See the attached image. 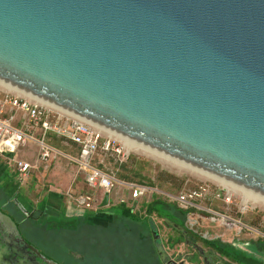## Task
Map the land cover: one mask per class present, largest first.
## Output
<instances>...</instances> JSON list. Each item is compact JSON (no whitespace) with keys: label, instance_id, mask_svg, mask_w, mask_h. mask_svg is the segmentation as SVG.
Here are the masks:
<instances>
[{"label":"water","instance_id":"1","mask_svg":"<svg viewBox=\"0 0 264 264\" xmlns=\"http://www.w3.org/2000/svg\"><path fill=\"white\" fill-rule=\"evenodd\" d=\"M0 82L264 200V0H0Z\"/></svg>","mask_w":264,"mask_h":264},{"label":"rangeland","instance_id":"2","mask_svg":"<svg viewBox=\"0 0 264 264\" xmlns=\"http://www.w3.org/2000/svg\"><path fill=\"white\" fill-rule=\"evenodd\" d=\"M0 93L13 96L22 94L8 89L3 84H0ZM135 146L129 145L130 155L126 162L120 164L113 159H106L107 169L103 170L114 173L118 181L143 184L150 188L149 192L138 199L133 207L134 213L143 214L140 216L139 222L132 216H130V220L118 216V210L121 208L116 206L107 209L111 213H116L117 216L113 218L112 222L109 218L108 223L102 222V225L92 223L95 221L84 218L83 214L79 215L77 211H84V209L75 212V215L79 216L77 220L67 221L62 218L54 221L45 218L39 208L40 203L43 204L42 198L49 189H53L52 187H57L60 191L67 189L70 185L69 176L74 171L77 173V166L72 161L57 158L55 161L58 159V161H65L62 169L54 168L53 170L50 166L46 175L41 176V171L38 170L33 173L32 179L27 177L28 179L22 180L18 174H15L14 166L15 161L22 159L20 153L8 155L12 159L10 161L12 164L8 168L0 169V214L10 218L17 226L21 236L56 264H161L153 248L150 229L154 228V224L159 225L160 218L158 216L167 220H175L165 212L163 205L166 206L165 208L173 205L177 207L162 194L175 196L180 191H196L201 195L196 198V201H193V206L188 210H181L187 213L184 219L185 224L189 233L196 238L198 247L209 250L210 248L206 244L214 245L215 242L204 241L210 242L216 239L231 241L238 232L244 239H258V247L262 248V253L260 251L262 255L258 257V262L264 264L263 202L257 201L252 195V198L247 197L246 200L237 191L224 189L212 179L180 168ZM68 154L76 156L75 153ZM56 173H60L61 178L56 177ZM64 177L67 180H63ZM81 188L84 192H90L84 184ZM201 188L206 191H201ZM67 191L69 189L65 190L64 195H67ZM98 195L96 193V197ZM125 195L126 192L123 188L115 187L111 193L112 204H118V199ZM150 208H152V212L149 213ZM212 212L240 222L243 226L237 224L230 226L226 221L222 223L220 218H217ZM107 224L108 226H104ZM159 229L158 236L165 242L167 234L173 231L161 226ZM230 229L233 231H229ZM171 234L174 237V233ZM237 244L234 243L231 246L242 249L249 247L247 243L238 244L239 246ZM164 245L165 251L171 257L176 254L184 256L192 253L191 249L182 244L175 248L168 247L165 243ZM219 246L222 247V244L220 243ZM232 247L229 245L223 249L225 248L231 253L233 249H238H232ZM2 252L9 256L11 254L9 250L2 249L0 253ZM226 253L229 257L232 256L229 255V252L226 251ZM188 263L202 264L192 260Z\"/></svg>","mask_w":264,"mask_h":264},{"label":"built area","instance_id":"3","mask_svg":"<svg viewBox=\"0 0 264 264\" xmlns=\"http://www.w3.org/2000/svg\"><path fill=\"white\" fill-rule=\"evenodd\" d=\"M36 130H39L41 137L38 141V161L50 163L62 155L75 163L77 174L82 175L90 192L75 195L71 189L67 191V197L73 200L77 209L96 208L98 203H102L105 194L110 199L114 188L120 186L126 195L118 199V204L127 205L133 210L138 199L149 192L150 188L143 184L118 181L114 173L103 170L107 169L106 159H113L120 164L128 160L130 147L123 140L32 96L0 93V157L14 154L26 147L30 141H34L33 132ZM48 135L56 137L68 147H73L76 156L61 154L49 146L45 143ZM14 165L22 179L27 178L35 167L23 160L15 161ZM200 190L206 191L204 188ZM96 193L99 194L97 197ZM162 195L179 209L188 210L201 194L196 191H180L175 196L165 193ZM212 214L220 218L222 223L226 221L230 226H243L226 216Z\"/></svg>","mask_w":264,"mask_h":264},{"label":"flooded vegetation","instance_id":"4","mask_svg":"<svg viewBox=\"0 0 264 264\" xmlns=\"http://www.w3.org/2000/svg\"><path fill=\"white\" fill-rule=\"evenodd\" d=\"M163 206L165 212L170 214L175 219H170L168 221L175 223L177 227L170 225L166 218L164 219L161 216H158L160 218L159 225L154 224V228L150 229V235L153 239V248L158 255L159 260L161 261V264H189L188 261L191 260L193 262L199 261L202 264H260L258 262V257L262 255V248L258 247V243H252V245H249V247L247 246L248 248L246 247L244 252H242V248L240 247H232L235 242L233 244L231 243L232 246L231 244H228L230 245V247H232V249L238 248L237 250L233 249V252L231 253L225 248L223 249V247H229L228 245L222 244V247L219 246V244L222 243L219 241V239L210 242L204 241L208 243L215 242L214 245L206 244L208 245V248H210L207 251L208 253H206L205 250H203L201 247H198L196 238L192 236L188 231L184 220L187 213H185L175 205L167 206L168 208H165V205ZM159 226L173 231L167 234L168 236L165 239V242H163L162 239H160L158 236V232L160 231ZM0 227L4 229V233L6 232V235L4 236L6 237V240H1L0 250H9L11 252L10 260L12 259L19 264H38V261L34 260V256L30 254L28 250L25 249L20 243H18L16 237L12 232V229L8 227L7 223L0 222ZM171 233H174V237ZM164 243L171 248H175L176 246L182 244L191 249L192 253L185 254L184 256L176 254L174 255V257H171L165 251ZM216 243L219 244L217 245ZM237 243L240 244L239 242ZM226 251L229 252V255L232 256L229 257L228 255H226ZM244 253H246L247 256H244ZM223 258H225L226 260H224Z\"/></svg>","mask_w":264,"mask_h":264},{"label":"crops","instance_id":"5","mask_svg":"<svg viewBox=\"0 0 264 264\" xmlns=\"http://www.w3.org/2000/svg\"><path fill=\"white\" fill-rule=\"evenodd\" d=\"M33 137L35 139L34 141H30L26 147L21 148V149H19V151L16 152V153H20L21 157H22V159H18V160H23L26 162H29L30 160L33 161V162H29V163L34 164L35 167L31 171V173L29 174L28 178L30 177V179H32L34 177L33 173L38 171V170L41 171V173H40L41 176L46 175L47 170L50 168V166H52L51 168L53 170H54V168L55 169H62L64 167L63 162H65L63 160L70 162V160H68L67 158H65L62 155L59 157L60 159H63L61 161H58L59 159L57 161H53L50 163H41L40 161H38V155H39V149H40L38 141L41 138L39 130H36L33 132ZM45 143H47L52 148L58 150L59 152H61V154L70 155L68 153H70V152L75 153V149L73 147H68V146L62 144L61 141L54 136L48 135L46 137ZM8 155H11V154H8ZM8 155H3L0 157V165L2 166L0 168L1 170L5 167L8 168V166H10L12 164V162H10V161H12V159ZM15 174L17 175V171H15ZM38 175H39V172H38ZM55 176L58 178L59 177L61 178L60 173H56ZM42 178H44V177H42ZM24 179H26V178H24ZM65 179L67 180L66 177L63 178V180H65ZM69 180H70V185L68 186L67 189H71L75 195L86 193L82 190L83 188H81V186L83 184L85 186L82 175H79L76 173V171H74V173L69 176ZM52 188L53 189H49L47 194L42 198L43 204L41 205V203H40V207H39L40 210L42 211L43 215L45 216V218H48L49 220H54V221L56 219H62V218L64 220H67V221L77 220V217H79V216H76L75 212L79 209H77L74 206V202L72 199L67 197V195H64V192L67 189H63V191H60V189L57 187H52ZM116 205H118V204H116ZM112 206H115V205L112 204V199L108 198V203L104 207H101V202H100L97 204V206L94 210L91 208V209H87V210L84 209V211L79 210L77 212H79V215L83 214L84 218H87L90 221L91 220L95 221L92 223L102 225L101 224L102 222L108 223L109 218H110V221L112 222L113 218L116 216L113 213L109 212L107 209L108 207L110 208ZM25 208H26V206H25ZM144 209H146V208H144ZM104 226H108V224L104 225ZM229 231H233V229H230ZM236 233H237V235L236 236L234 235L235 238L233 237L231 241H226L223 239H219V241L222 242L221 244H225V245H228L231 243L233 244L234 242L235 243L239 242L240 244H242V243L246 244L247 243L248 245H252V243H258V239L257 240L250 239V238L244 239L239 235L240 233H238V232H236ZM205 251H206V253H208L207 252L208 250H205ZM244 251H245V249H242V252H244ZM244 256H247V254L244 253ZM248 257H249V255H248ZM223 259L226 260L225 258H223Z\"/></svg>","mask_w":264,"mask_h":264},{"label":"bare ground","instance_id":"6","mask_svg":"<svg viewBox=\"0 0 264 264\" xmlns=\"http://www.w3.org/2000/svg\"><path fill=\"white\" fill-rule=\"evenodd\" d=\"M0 84H3L5 87H7L8 89H11V90H15V91H17V92H20V93H22L21 95H24V96H28V97H30L28 94H25V93H23V92H21V91H19V90H17V89H15V88H13V87H11V86H8V85H6V84H4V83H2V82H0ZM34 98V97H33ZM36 99V98H35ZM38 100V99H37ZM40 101V100H39ZM42 102V101H41ZM43 103H45V102H43ZM104 131V130H103ZM105 133H108V132H106V131H104ZM108 134H110V133H108ZM110 135H112V134H110ZM112 136H114V135H112ZM115 137H117V136H115ZM117 138H119V137H117ZM119 139H121V138H119ZM121 140H123V139H121ZM125 143H127V144H129V145H133L134 146V144H131V143H129V142H127V141H125V140H123ZM130 147H132V146H130ZM136 147V146H135ZM142 149V148H141ZM144 150V149H143ZM144 151H146V150H144ZM147 152V151H146ZM150 153V152H149ZM151 154H153V153H151ZM153 155H155V154H153ZM159 158H161V157H159ZM163 159V158H162ZM165 160V159H164ZM167 161V160H166ZM170 162V161H169ZM170 163H172V162H170ZM172 164H174V163H172ZM174 165H176V164H174ZM178 166V165H177ZM178 167H180V166H178ZM180 168H182V167H180ZM185 169V168H184ZM210 179V178H209ZM213 181H215V180H213ZM215 182H217V181H215ZM217 183H219L221 186H222V188L224 187V189H227V190H230V189H232V191H237V192H239V193H241L242 195H243V197H244V199H246L247 197H249V198H252V196L250 195V194H247V193H245V192H242V191H240V190H237V189H235V188H232V187H230V186H227V185H225V184H222V183H220V182H217ZM254 197V199H256L257 201H261V202H263L264 203V200H260V198H257V197H255V196H253ZM248 198V199H249ZM247 200V199H246ZM255 200V201H256Z\"/></svg>","mask_w":264,"mask_h":264},{"label":"trees","instance_id":"7","mask_svg":"<svg viewBox=\"0 0 264 264\" xmlns=\"http://www.w3.org/2000/svg\"><path fill=\"white\" fill-rule=\"evenodd\" d=\"M115 206L121 208L120 210H118V213H117L118 216L123 217V218H125L127 220H130V216H132L134 219H136L137 222H139L140 221L139 220L140 216L143 215L142 213H138V212L137 213L136 212L134 213L133 210L130 207H128L127 205L118 204V205H115ZM110 208H113V206L110 207ZM147 210H149V209H147ZM148 212L149 213L152 212V208H150V210ZM113 214L117 216L116 213H113Z\"/></svg>","mask_w":264,"mask_h":264}]
</instances>
